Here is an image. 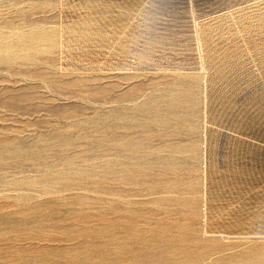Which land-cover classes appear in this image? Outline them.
Wrapping results in <instances>:
<instances>
[{
  "label": "rangeland",
  "instance_id": "rangeland-1",
  "mask_svg": "<svg viewBox=\"0 0 264 264\" xmlns=\"http://www.w3.org/2000/svg\"><path fill=\"white\" fill-rule=\"evenodd\" d=\"M0 264H264V0H0Z\"/></svg>",
  "mask_w": 264,
  "mask_h": 264
},
{
  "label": "bare ground",
  "instance_id": "bare-ground-1",
  "mask_svg": "<svg viewBox=\"0 0 264 264\" xmlns=\"http://www.w3.org/2000/svg\"><path fill=\"white\" fill-rule=\"evenodd\" d=\"M170 104H172L171 102H169ZM166 104V103H165ZM169 105V104H168ZM168 108V107H167ZM169 110V109H168ZM139 114V113H138ZM169 115V114H168ZM137 133V132H136ZM139 133V132H138ZM137 136V135H136ZM139 137V136H138ZM131 140V139H130ZM140 139H138V142H139ZM141 141V140H140ZM137 142V143H138ZM140 144V143H139ZM110 145H113V144H110ZM140 148V147H139Z\"/></svg>",
  "mask_w": 264,
  "mask_h": 264
}]
</instances>
